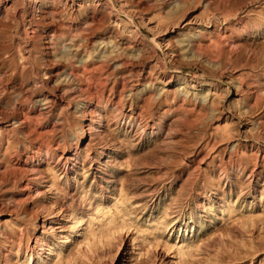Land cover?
<instances>
[{"label":"rangeland","instance_id":"obj_1","mask_svg":"<svg viewBox=\"0 0 264 264\" xmlns=\"http://www.w3.org/2000/svg\"><path fill=\"white\" fill-rule=\"evenodd\" d=\"M219 1L0 0V264H264V0Z\"/></svg>","mask_w":264,"mask_h":264},{"label":"bare ground","instance_id":"obj_2","mask_svg":"<svg viewBox=\"0 0 264 264\" xmlns=\"http://www.w3.org/2000/svg\"><path fill=\"white\" fill-rule=\"evenodd\" d=\"M218 3H220V1L219 0H217V2H216V6H217V4ZM206 6H209V2H207V4H206ZM225 14V13H224ZM228 14V13H227ZM227 17V16H226ZM223 18V17H222ZM225 18V17H224ZM223 20H226V19H223ZM227 22V21H226ZM225 23V22H224ZM241 26V28L244 30H246V26L245 25H240ZM218 30H220V29H218ZM214 31V30H213ZM247 31V30H246ZM215 33V32H214ZM219 33V32H218ZM217 33V34H218ZM246 34H248V33H246ZM216 35V34H215ZM202 36H200V35H198L197 36V38L199 39V38H201ZM214 37V36H213ZM218 39V38H217ZM232 40V39H231ZM190 45V46H189ZM191 42H189V43H187V47L189 46V47H191ZM222 50V49H221ZM221 53V52H220ZM74 81V80H73ZM72 95H76V94H78V91H80L79 90V87L77 86V85H74L73 87H72V89H70V90H68ZM97 103H93L94 104V106L93 107H95L96 109L98 108V109H100V111L102 110V109H104V106H103V104L101 103V100H99V101H96ZM90 102L88 101H85V103L83 102V104H85L86 105V107H88L89 108V104ZM100 104L102 105V106H100ZM45 105H47V103L45 102ZM92 105V104H91ZM106 105V104H105ZM47 108V107H46ZM103 111V110H102ZM94 117H95V122H93L92 123V128L94 127L95 129H96V131H98L97 129H98V127H99V125H100V121H101V117H102V115L100 114V113H97V114H95L94 115ZM103 119H105V117H102ZM23 121V120H22ZM22 121H20L19 119L16 121V123H17V125L16 126H18V127H21L22 125V123H24V122H22ZM17 127V128H18ZM62 127V125H61V122H58V127H57V129L59 128V130H60V128ZM91 128V129H92ZM84 129V128H83ZM82 130V129H81ZM94 130V129H93ZM95 131V130H94ZM101 131V130H100ZM89 132V131H88ZM93 132V131H92ZM99 132V131H98ZM21 133V132H20ZM101 134V133H100ZM101 136V135H100ZM76 141L78 142L79 141V138L78 139H76ZM16 143H17V138H16V136H15V134L12 132V133H6V131L5 130H0V201L2 202V204H4V205H6L7 204V198H5V195L2 193V187L3 186H6V183L10 180V178H9V176H10V174L8 173V168L9 167H7L8 165H7V160H8V157H10L9 155V152H10V150L11 149H13L14 147H15V145H16ZM67 144V143H66ZM20 153V152H19ZM64 153H65V155L67 154V155H69V157H65V158H63V162H61V163H59L61 166H62V168H63V172L64 173H67L66 175L67 176H69L68 174H70V175H72L73 173H74V166H75V163H76V161H77V159L79 158V156H80V149L75 145V146H73V144H70V145H68V146H66L65 147V149H64ZM104 152H101L100 154H103ZM99 154V155H100ZM106 154V153H105ZM18 156H19V154H18ZM36 156V155H35ZM106 156V155H105ZM39 161H41V162H39ZM28 163H30V162H28ZM26 164V163H25ZM43 165V164H45V166L46 167H48V165H49V158L48 157H46V154L44 153V154H42V156H38V159H36V161L35 162H33V163H31V165H29V164H27V165H29V170L31 171V173L36 177H38V174H39V171H40V169L38 168V167H40V165ZM7 165V166H6ZM76 167V166H75ZM11 169V168H10ZM49 169V168H48ZM50 170V169H49ZM17 172V171H16ZM29 172V171H28ZM33 176V177H34ZM77 176V175H76ZM10 177H12V176H10ZM72 178L71 179H69V180H75V178L76 177H74V176H71ZM13 178L14 179H12L13 181L17 178V176H15V175H13ZM40 178V177H39ZM12 180H10V181H12ZM9 181V182H10ZM18 181V180H17ZM35 181H36V178H35ZM8 182V183H9ZM56 234H55V232H54V230H52L51 231V235L50 236H48V237H44L43 235H40L39 236V238H38V242H39V246H40V248H41V252H39L38 253V260H42L43 259V257H44V255H45V252L47 251L48 253H55V251L57 250L56 249V247L53 249V248H51V246L52 245H54V238L56 237L55 236ZM5 238V237H4ZM63 242H64V240H62ZM62 244V243H61ZM58 252V251H57ZM56 255H58V253H55ZM44 260V259H43ZM45 261V260H44Z\"/></svg>","mask_w":264,"mask_h":264}]
</instances>
